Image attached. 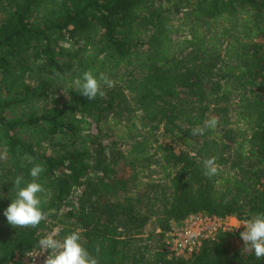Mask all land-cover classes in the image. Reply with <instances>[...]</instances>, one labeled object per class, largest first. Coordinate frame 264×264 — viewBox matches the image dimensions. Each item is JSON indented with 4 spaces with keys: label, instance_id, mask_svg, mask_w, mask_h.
Listing matches in <instances>:
<instances>
[{
    "label": "trees",
    "instance_id": "16d2710c",
    "mask_svg": "<svg viewBox=\"0 0 264 264\" xmlns=\"http://www.w3.org/2000/svg\"><path fill=\"white\" fill-rule=\"evenodd\" d=\"M85 70L119 81L87 100L73 90ZM108 115L124 149L90 133ZM34 164L48 215L14 228L13 179ZM151 166L163 182H142ZM196 211L264 212V0H0V264H24L57 226L100 264H264L226 233L176 257L164 234ZM149 224L156 248L137 244Z\"/></svg>",
    "mask_w": 264,
    "mask_h": 264
},
{
    "label": "clouds",
    "instance_id": "9594fccd",
    "mask_svg": "<svg viewBox=\"0 0 264 264\" xmlns=\"http://www.w3.org/2000/svg\"><path fill=\"white\" fill-rule=\"evenodd\" d=\"M91 55V52H89ZM59 74V73H58ZM102 85L113 88L116 81L109 79L104 73L99 76L94 75L92 70H85L81 77L75 80V90L87 100H94L97 96L106 95ZM218 118L212 117L204 121L203 125L195 126L191 129L193 136L203 135L206 130H213L218 124ZM31 162V161H30ZM204 174L208 177L218 173L216 158L209 157L203 161ZM44 168L40 164H34L29 170L30 181H25L22 175H17L13 179L15 188V198L8 205L3 215L7 222L14 228H35L41 221L47 218L42 204L41 193L45 192L44 187L38 179ZM243 225L244 230L240 232V238L245 247L254 252L257 259L264 258V212L255 214L251 219L245 220L236 225V229ZM58 231L49 233L38 241L39 251L32 254L35 257L38 253L49 250V254L44 260V264H100L98 256L91 254L80 242L81 235L78 232H71L62 240L56 239ZM96 253H99V245L95 246Z\"/></svg>",
    "mask_w": 264,
    "mask_h": 264
},
{
    "label": "built area",
    "instance_id": "2783aa9c",
    "mask_svg": "<svg viewBox=\"0 0 264 264\" xmlns=\"http://www.w3.org/2000/svg\"><path fill=\"white\" fill-rule=\"evenodd\" d=\"M245 220L248 219L240 220L233 215L219 216L204 211L191 212L181 221L171 224L164 234L166 244L176 257L188 258L201 247L203 241L217 239L222 233L232 236L233 244L244 243L240 238V232L244 230V227L241 225L236 229V225ZM54 231H58L56 236L58 238L60 228L54 227L49 233ZM35 252L37 251L27 255L28 264H44L49 250L32 257L31 255Z\"/></svg>",
    "mask_w": 264,
    "mask_h": 264
},
{
    "label": "rangeland",
    "instance_id": "374dc122",
    "mask_svg": "<svg viewBox=\"0 0 264 264\" xmlns=\"http://www.w3.org/2000/svg\"><path fill=\"white\" fill-rule=\"evenodd\" d=\"M171 9H174L173 7ZM179 16V15H178ZM176 22V21H175ZM173 26L176 28H178V34L176 35H179L180 37L183 38V36L186 35L187 33V29L185 27V25H174L173 23ZM120 73V72H119ZM119 75H117V77L115 79H117L119 81ZM114 79V80H115ZM118 82H116L117 84ZM52 98H55L56 101H59L61 99L60 97V93H54L53 94V97ZM137 116H139V112L136 113ZM111 115H108V117H106V120L103 121L102 120V123L98 124V125H95V123H92L91 124V127H90V133L96 135V134H99L102 136V144L105 146V149L106 151L108 149H111L113 146L114 148H118V149H124L126 146H120L121 144V140H120V134H124L125 133V127H124V123L125 121H121V123L119 122H116V120H113L110 118ZM136 126L138 128H142L141 125L137 122L136 123ZM127 129V128H126ZM145 131V130H144ZM123 145H125V143H122ZM176 148L178 147V145L175 146ZM161 181L163 182L164 181V174L162 172V169L161 167H156V166H151L148 170H146L144 173H143V178H142V182L143 183H146V182H150V181ZM251 219V218H250ZM62 226H63V229H67L68 228V222L61 216H58L57 220H56V223H62ZM154 225H148L145 227V230H144V234L142 236L139 237V239L143 240L142 242H138L137 244L138 245H142L144 243H148L152 248H156L157 247V242L155 239H158L157 236H154L152 237V240H148V241H145V239H147L148 237V234L153 230L155 229L153 227ZM78 232L79 233V230L78 229H74L73 232ZM159 230L157 229L155 234L158 233ZM68 233H71V232H66V234ZM64 235V234H63ZM62 239V234L59 235L58 239ZM164 240L166 241L165 237H164ZM237 245V244H236ZM151 248V249H152ZM25 260L28 259L27 256H25L24 258ZM24 264H28L27 261H25Z\"/></svg>",
    "mask_w": 264,
    "mask_h": 264
}]
</instances>
